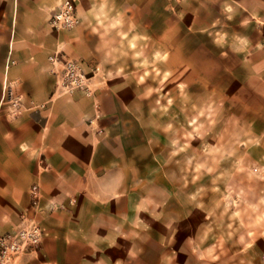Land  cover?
Wrapping results in <instances>:
<instances>
[{
  "label": "crops",
  "instance_id": "obj_1",
  "mask_svg": "<svg viewBox=\"0 0 264 264\" xmlns=\"http://www.w3.org/2000/svg\"><path fill=\"white\" fill-rule=\"evenodd\" d=\"M62 2L0 0V238L38 223L39 248L16 264H174L183 247L201 259V211L196 230L158 213L159 183L167 207L174 189L198 190L174 171L167 128L153 149L157 121L121 94V68L176 67L177 83L214 85L182 93L199 126L229 133L231 154L255 137L263 147L264 0H77L76 27L56 32ZM57 52L81 64L88 93H62Z\"/></svg>",
  "mask_w": 264,
  "mask_h": 264
},
{
  "label": "rangeland",
  "instance_id": "obj_2",
  "mask_svg": "<svg viewBox=\"0 0 264 264\" xmlns=\"http://www.w3.org/2000/svg\"><path fill=\"white\" fill-rule=\"evenodd\" d=\"M134 58L149 64V53H135ZM180 72V68L167 69L160 65L121 68V94L136 93L138 99L132 107L142 108L143 123L157 121L159 140L153 149L159 151L163 147L160 139L165 138L167 128L173 139L172 157L175 163L178 161L174 171L189 173L191 183L198 190L199 197L188 200L180 190L174 189L167 207L165 198L170 190L159 183V217L164 219L168 213L170 219L193 224L188 229L196 230L197 218L193 211L198 208L208 224L199 233L209 242L202 249L203 257L191 259L183 247L174 264H264V143L262 147L263 141L255 137L253 143L249 142V149L232 150L231 154L224 140L229 133L203 130L189 105L191 101L182 99L183 92L213 91L214 85L188 88L176 82L180 78L176 74ZM172 73L173 82H168L166 77ZM150 107L155 116L148 114ZM210 117L205 118L212 120ZM122 122H125L123 117ZM142 136L149 137V132L145 131Z\"/></svg>",
  "mask_w": 264,
  "mask_h": 264
},
{
  "label": "built area",
  "instance_id": "obj_3",
  "mask_svg": "<svg viewBox=\"0 0 264 264\" xmlns=\"http://www.w3.org/2000/svg\"><path fill=\"white\" fill-rule=\"evenodd\" d=\"M76 1L63 0L59 10L49 19L53 31L63 32L74 29L78 23L76 17ZM51 65L58 66L60 72L58 87L65 94L77 91L88 93V78L79 62L65 59L60 53H55L50 58ZM42 230L35 220H30L24 227L12 235L0 238V264H16L28 252L39 248L42 240Z\"/></svg>",
  "mask_w": 264,
  "mask_h": 264
}]
</instances>
